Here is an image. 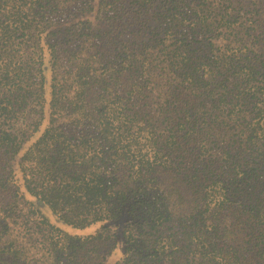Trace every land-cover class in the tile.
I'll use <instances>...</instances> for the list:
<instances>
[{"label": "trees", "instance_id": "trees-1", "mask_svg": "<svg viewBox=\"0 0 264 264\" xmlns=\"http://www.w3.org/2000/svg\"><path fill=\"white\" fill-rule=\"evenodd\" d=\"M0 264H264V0H0Z\"/></svg>", "mask_w": 264, "mask_h": 264}, {"label": "rangeland", "instance_id": "rangeland-1", "mask_svg": "<svg viewBox=\"0 0 264 264\" xmlns=\"http://www.w3.org/2000/svg\"><path fill=\"white\" fill-rule=\"evenodd\" d=\"M47 75H48V78H49V80H50V79H51V76H50L51 74H50V73H48ZM118 255H120V256H121V251H120V250L118 251ZM116 257H117V256H115L114 258H116Z\"/></svg>", "mask_w": 264, "mask_h": 264}]
</instances>
